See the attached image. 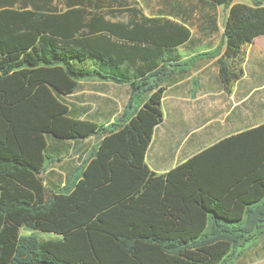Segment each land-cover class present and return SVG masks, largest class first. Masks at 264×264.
<instances>
[{
	"label": "trees",
	"instance_id": "trees-1",
	"mask_svg": "<svg viewBox=\"0 0 264 264\" xmlns=\"http://www.w3.org/2000/svg\"><path fill=\"white\" fill-rule=\"evenodd\" d=\"M209 1L227 10L221 45L193 59L223 46L229 89L243 75V46L264 34V4ZM189 35L162 9L146 15L129 0H0V264H231L263 234L264 123L233 137L247 184L235 198L203 185L194 159L164 174L145 162L171 55ZM83 79L129 85L112 122L69 114L64 97ZM47 135L100 136L56 188L43 183ZM21 226L61 238L20 235Z\"/></svg>",
	"mask_w": 264,
	"mask_h": 264
},
{
	"label": "crops",
	"instance_id": "crops-1",
	"mask_svg": "<svg viewBox=\"0 0 264 264\" xmlns=\"http://www.w3.org/2000/svg\"><path fill=\"white\" fill-rule=\"evenodd\" d=\"M233 3L253 5L252 0ZM167 7L156 6L154 14L162 9L170 19L186 24L190 35L171 55L172 64L163 83V118L154 128L145 162L156 174H164L194 159L203 185L225 199L235 198L229 192L247 184L238 178L245 168L239 162L243 145L233 137L264 123V34L243 46V75L226 89L217 63L223 46L216 56L193 59L196 53L221 45L227 12L224 5L209 0H170ZM185 61L189 63L184 65ZM128 97L127 83L83 79L64 100L71 116L107 124L121 113ZM99 139L47 135L43 183L56 188L79 173ZM234 264H264V232L241 249Z\"/></svg>",
	"mask_w": 264,
	"mask_h": 264
},
{
	"label": "rangeland",
	"instance_id": "rangeland-1",
	"mask_svg": "<svg viewBox=\"0 0 264 264\" xmlns=\"http://www.w3.org/2000/svg\"><path fill=\"white\" fill-rule=\"evenodd\" d=\"M193 1V0H189ZM131 4L136 3V6L142 10L143 13L146 15L154 14L156 10V6L162 5L165 6V0H129ZM59 6V3H57ZM119 19L125 20L126 19V13L120 15L118 17ZM19 234L20 235H34L39 240H57L61 238L60 235L53 233V232H47V231H41L33 228H29L27 226H21L19 228ZM231 264H234V259H232Z\"/></svg>",
	"mask_w": 264,
	"mask_h": 264
}]
</instances>
